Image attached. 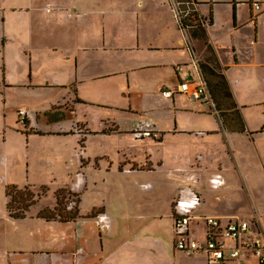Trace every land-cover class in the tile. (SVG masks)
<instances>
[{"label":"crops","instance_id":"obj_1","mask_svg":"<svg viewBox=\"0 0 264 264\" xmlns=\"http://www.w3.org/2000/svg\"><path fill=\"white\" fill-rule=\"evenodd\" d=\"M252 1H181L187 7L186 11H190L187 15L189 24L196 27L199 23L205 30L207 42L215 52L219 69L228 81L242 119L240 122L232 116L224 118L217 112L216 120L222 118L220 131L209 126L189 131L192 126L185 123L191 117L175 115L176 111H187L183 109L184 103L183 107L175 105L176 95L182 92L175 91L171 97L161 94L164 88L176 89L181 82L192 83L202 74L199 66L202 58L192 46L187 32L190 27L185 25V20L183 26L181 21L176 25L184 27L185 38H178V44L170 43L163 33L146 41L135 34L126 40L110 42L104 36L84 37L78 24L66 18L62 9L56 15L51 13L48 21H42L32 12L36 7L35 0H0V114L3 126L0 149L2 154L18 156L17 163L24 164L20 178L26 181L23 186L19 182L14 185L31 190L30 180L45 182L56 169L82 165L86 147L94 135L124 133L119 131L114 116H117V110L124 109L123 102L130 101L131 97L170 101L173 108L163 111L173 115L170 119L175 123L172 134L183 130L206 137L202 142L219 141V144L209 143L211 150L225 146L220 142L221 132L229 148L234 147L235 133L257 138L264 131V123L253 127L248 115L244 119L241 112L251 104H264V0H256L260 2L259 10L253 8ZM179 2L176 1L177 5ZM204 5L206 12L201 9ZM108 53L116 54L119 59L111 58ZM187 76L195 79L187 81ZM20 108L27 110L24 125L15 115ZM55 109H60V114L53 116L51 112ZM81 114L84 120L78 119ZM93 120L99 122L96 128L90 127ZM178 121L182 129H178ZM154 122L151 123L153 126ZM7 129L11 132L7 133ZM161 132L162 138L171 133ZM37 137L46 142L55 138L51 140L50 148L29 150V142ZM15 140L23 141V155L15 147ZM259 153L263 159L260 150ZM15 160L12 159L13 163ZM189 190H184L178 199H188L197 192ZM31 206L23 217L17 218L9 215L5 203V216L11 228L4 230L2 235L8 245L0 244V264H136L131 250H123V240L118 247L106 248L104 245L98 219L102 214L111 221L117 219V214L107 213L106 205L100 213L95 211L88 216L87 212L80 213L77 206L78 216L65 220H60L59 216L43 218L40 211L31 212ZM94 206L96 204L92 208ZM41 219L48 223L49 242L35 237L42 230ZM51 224L68 226L61 227V234L54 236L51 229L56 228L49 226ZM128 240L136 242L133 236ZM160 240L159 237L155 240L156 248L150 246V250L157 253L150 264H176L174 246L171 247L172 260L166 261L160 251L168 245ZM123 259L129 261L124 263ZM243 260L246 264H259L251 255Z\"/></svg>","mask_w":264,"mask_h":264},{"label":"rangeland","instance_id":"obj_2","mask_svg":"<svg viewBox=\"0 0 264 264\" xmlns=\"http://www.w3.org/2000/svg\"><path fill=\"white\" fill-rule=\"evenodd\" d=\"M176 1L178 2V0H35L36 7L32 12L36 14V18L48 21L51 13L56 15L58 10L62 9L66 18L73 19L78 24L80 33L91 39L104 36L108 41L116 42L138 34L146 41L156 39L163 33L164 38L168 36L170 43L178 44V38L185 37L183 29L176 25L181 21L180 17L187 7L181 3L183 0H179V5ZM201 9L207 11L205 5ZM187 18L185 15L186 23ZM187 32L191 37L192 46L202 58L201 61H207V57L211 56V51L204 43L207 38L202 37V33L196 27L188 28ZM108 55L119 59L116 54ZM202 75L206 77L204 72ZM193 79H195L193 76L185 78L187 81ZM176 96L175 105L183 107L181 105L184 103L183 109L187 111H176L175 115L188 114L191 117L185 123L192 126L189 131L206 126L215 127L220 131L222 118L216 120L218 114L224 118L232 116L231 111L226 108L229 98L224 99L222 105L224 110L219 112L208 102L192 100L184 93ZM123 104L124 109L115 112L117 116H114V120L119 126V131L122 130L124 133L96 134L86 147L85 161L82 165L78 163L73 164L71 168L67 166V171L65 168L56 169L52 171L54 175L45 182L40 179L28 181L32 184L34 198L38 199L31 206V212L37 213L48 208L49 213V208H55L57 205V193L59 198H62L58 209L60 208L63 214L73 212V207L76 209L79 206L80 213L87 212L88 216L95 211L100 213L106 205L107 213L117 214V219L111 221L105 214L98 219L104 245L106 248L113 245L118 247L123 240V250L127 252L131 250V257L136 264H150L153 255L157 256L156 252L150 250V246L156 248L157 237L168 245V248L163 246V250L160 251L164 260H172L171 247L174 246L175 236L172 209L179 196L185 191L189 192V189L197 191L203 197L201 199L200 196L199 207L197 206L193 212L195 215L234 214L248 218L256 213L264 226V161L262 162L264 131L255 139L235 133L234 147L231 148L228 147L229 144L226 145L228 141L221 132L220 142L225 144L223 147L225 149L219 148L215 151L209 149L208 145L219 144V141L202 142L206 137L201 138L193 132L184 133L183 130H176V133L172 134L175 123L170 119L173 115L163 111L165 108H173L170 101L131 97L130 101ZM241 112L244 119L245 115H248L249 124L252 123L253 127H260L264 123V104H251L241 109ZM58 114L60 109L51 112L53 116ZM1 117L0 114V141L3 138ZM104 118L109 119L106 116ZM233 118L237 121L235 116ZM78 119L84 120L82 114ZM149 121L156 123L154 122L152 126L153 122L148 123ZM201 121L204 122L193 126ZM237 124L239 125V123L231 125ZM97 126L99 122L96 120L90 124L91 128ZM177 126H180L179 121ZM148 129L157 131L159 135L156 138L153 135L138 136L139 132ZM161 131L171 133L162 138ZM6 132L11 131L7 129ZM65 137L69 139L68 136ZM53 138L46 142L37 137L29 142V150L50 148ZM14 144L23 155L25 153L23 141L15 140ZM198 149L201 152H198ZM259 150L263 154V159ZM13 158L16 159L14 163ZM17 160V155L2 154L0 149V244L3 246L8 245L2 236L5 234L4 230L11 228L10 221L5 216L6 190L16 182L22 186L26 183L20 178L24 164L17 163ZM214 178L218 180L215 184L212 182ZM94 204L96 206L92 208ZM40 222L42 230L35 237L40 236L42 242H49L48 223L42 219ZM49 226H55L56 229L52 231L54 229L52 228L51 234L57 236L61 234V227L68 225ZM192 227L193 232L198 234L202 222L200 220L193 222ZM132 236L136 242L131 244L128 237ZM227 244L230 246L232 242L227 241ZM175 260L176 264L199 262L197 256L184 252H175ZM128 261L123 259L124 263Z\"/></svg>","mask_w":264,"mask_h":264},{"label":"built area","instance_id":"obj_3","mask_svg":"<svg viewBox=\"0 0 264 264\" xmlns=\"http://www.w3.org/2000/svg\"><path fill=\"white\" fill-rule=\"evenodd\" d=\"M252 6L255 10L260 9V2L253 0ZM187 10L181 15V25L184 24ZM189 24V17L187 18ZM188 24H185L188 26ZM184 28V27H182ZM194 62L196 60L194 58ZM175 91L186 94L192 100L208 102L215 107L207 83L202 74L198 79L189 82H181L176 89L164 88L162 93L171 97ZM18 120L26 124L27 110L20 108L17 111ZM153 126V124H151ZM154 132V133H153ZM138 136H155L157 131L150 129L138 133ZM215 184L217 179H212ZM200 203V194L194 192L188 199H177L174 203V252H184L187 255H195L199 262L189 264H246L244 257L251 255L259 264H264V226L260 216L254 214L249 218L237 215H195L193 212ZM200 220L202 227L195 234L192 230L193 222ZM195 231V230H194ZM198 236V237H196ZM227 241L232 245L228 246Z\"/></svg>","mask_w":264,"mask_h":264},{"label":"trees","instance_id":"obj_4","mask_svg":"<svg viewBox=\"0 0 264 264\" xmlns=\"http://www.w3.org/2000/svg\"><path fill=\"white\" fill-rule=\"evenodd\" d=\"M189 27H193V24H188ZM196 28L200 30L202 33V37L205 36V30L200 27V24L198 23L196 25ZM200 36V35H199ZM201 37V36H200ZM204 43L208 47V49L211 51V56L207 57V61H201L199 62V66L201 68V71L206 74L205 81L207 83V87L209 89V92L211 94V97L213 101L215 102V108L220 112L223 111L222 105H224V99L229 98V104L226 107L231 111L232 117L235 116L237 120L241 122V114L240 111L236 108V103L232 99V93L228 84V81L225 77V75L220 71L219 69V63L217 60V57L215 55V52L213 51V48L211 45L207 43L205 40ZM6 208L9 211V215L12 217L21 218L25 215V212L29 209V207L38 199L34 198L33 192L28 188H20L15 185L9 186L6 190ZM62 198H59V194L57 193V205L55 208H49L50 212L48 213V208L42 209L39 213V215L46 219H51L56 217L57 215H60L61 220H65L67 218H74L78 216V212L76 209H74L73 212H67L65 214L62 213L61 209L58 207L60 206ZM173 211V209H172ZM53 212L55 214H53ZM75 213V214H74Z\"/></svg>","mask_w":264,"mask_h":264},{"label":"bare ground","instance_id":"obj_5","mask_svg":"<svg viewBox=\"0 0 264 264\" xmlns=\"http://www.w3.org/2000/svg\"><path fill=\"white\" fill-rule=\"evenodd\" d=\"M222 182V181H221Z\"/></svg>","mask_w":264,"mask_h":264}]
</instances>
